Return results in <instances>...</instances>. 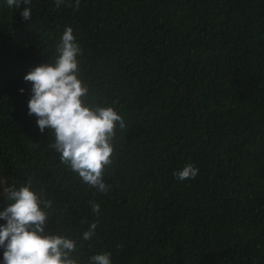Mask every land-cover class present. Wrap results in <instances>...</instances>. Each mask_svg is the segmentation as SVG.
<instances>
[{"label":"trees","instance_id":"obj_1","mask_svg":"<svg viewBox=\"0 0 264 264\" xmlns=\"http://www.w3.org/2000/svg\"><path fill=\"white\" fill-rule=\"evenodd\" d=\"M67 2L32 0L23 20L25 5L0 0V212L2 189L30 181L51 201L46 233L75 240L82 264L103 252L112 264H264V0ZM67 27L88 102L126 124L107 194L63 165L28 115L23 77L54 60ZM188 164L198 175L181 182L173 172Z\"/></svg>","mask_w":264,"mask_h":264},{"label":"clouds","instance_id":"obj_2","mask_svg":"<svg viewBox=\"0 0 264 264\" xmlns=\"http://www.w3.org/2000/svg\"><path fill=\"white\" fill-rule=\"evenodd\" d=\"M80 0H75L79 8ZM8 7H26L23 20H30L32 0H6ZM57 8L71 7L66 0H55ZM30 6V7H29ZM56 57L49 63L30 70L24 77L31 84L28 115L37 118L43 134L46 129L54 135L48 148L60 155L63 165L77 173L82 182L107 194L110 185L104 182V170L113 163L114 140L117 131L126 129L121 115L113 107L89 103V87L80 78L78 57L82 49L76 42L73 29L67 27L56 46ZM21 94L24 89H20ZM198 168L193 164L173 172L183 182L195 179ZM29 181L17 187H4L3 193L11 203L0 212V248L3 264H82L74 255L77 242L60 234H47L45 229L51 213V201L31 190ZM93 214L99 217L100 205L89 201ZM87 223L86 220L81 221ZM97 223L83 233V240L96 235ZM87 264H112L111 253L103 252L88 258Z\"/></svg>","mask_w":264,"mask_h":264}]
</instances>
